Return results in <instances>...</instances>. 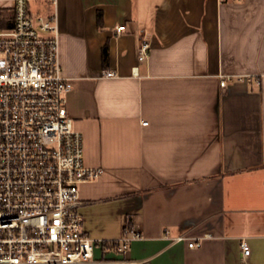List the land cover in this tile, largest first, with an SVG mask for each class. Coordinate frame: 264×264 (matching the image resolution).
I'll return each instance as SVG.
<instances>
[{
    "label": "crops",
    "instance_id": "1",
    "mask_svg": "<svg viewBox=\"0 0 264 264\" xmlns=\"http://www.w3.org/2000/svg\"><path fill=\"white\" fill-rule=\"evenodd\" d=\"M55 14L67 111L85 165L102 168L79 185L83 227L93 239L141 233L95 256L264 264V0H57Z\"/></svg>",
    "mask_w": 264,
    "mask_h": 264
},
{
    "label": "built area",
    "instance_id": "2",
    "mask_svg": "<svg viewBox=\"0 0 264 264\" xmlns=\"http://www.w3.org/2000/svg\"><path fill=\"white\" fill-rule=\"evenodd\" d=\"M32 1L51 8H32ZM56 2L0 0V264H119L96 257L94 248L122 252L141 233L124 226L118 238L93 239L83 227L79 185L97 179L102 168L85 165L83 137L67 111L70 85L58 58ZM149 48L142 40L139 61ZM200 244L197 237L187 243ZM240 247L249 254L245 240Z\"/></svg>",
    "mask_w": 264,
    "mask_h": 264
},
{
    "label": "trees",
    "instance_id": "3",
    "mask_svg": "<svg viewBox=\"0 0 264 264\" xmlns=\"http://www.w3.org/2000/svg\"><path fill=\"white\" fill-rule=\"evenodd\" d=\"M100 20H101V13L98 11L97 12V22L100 24ZM0 25H2V23L0 22ZM108 45L107 43H105L102 48H101V59H102V64L103 66L107 65L108 62Z\"/></svg>",
    "mask_w": 264,
    "mask_h": 264
},
{
    "label": "rangeland",
    "instance_id": "4",
    "mask_svg": "<svg viewBox=\"0 0 264 264\" xmlns=\"http://www.w3.org/2000/svg\"><path fill=\"white\" fill-rule=\"evenodd\" d=\"M41 3H42V2L32 1V2H31V7H32V8H37V9H39V10H42L41 7H42L43 5H42ZM5 13H7V11H5Z\"/></svg>",
    "mask_w": 264,
    "mask_h": 264
}]
</instances>
